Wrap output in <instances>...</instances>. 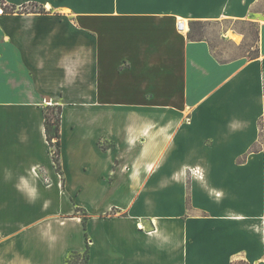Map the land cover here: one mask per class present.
Segmentation results:
<instances>
[{
    "label": "crops",
    "instance_id": "1",
    "mask_svg": "<svg viewBox=\"0 0 264 264\" xmlns=\"http://www.w3.org/2000/svg\"><path fill=\"white\" fill-rule=\"evenodd\" d=\"M86 235L88 264H264V0L1 1L0 264Z\"/></svg>",
    "mask_w": 264,
    "mask_h": 264
},
{
    "label": "trees",
    "instance_id": "2",
    "mask_svg": "<svg viewBox=\"0 0 264 264\" xmlns=\"http://www.w3.org/2000/svg\"><path fill=\"white\" fill-rule=\"evenodd\" d=\"M2 0H0L1 3ZM9 8L5 7V11ZM13 10V9H12ZM23 10H27L25 7ZM57 105V109L51 107L52 105H47L44 109L45 116V130L47 140L52 148L53 158L56 165V168L61 172V125H62V113H63V105L62 104H54ZM52 109V110H51ZM54 139H56L54 141ZM81 211V209H78ZM83 218H85V213ZM90 259V241L89 237L86 235V248L83 251L72 250L66 256V264H88Z\"/></svg>",
    "mask_w": 264,
    "mask_h": 264
},
{
    "label": "rangeland",
    "instance_id": "3",
    "mask_svg": "<svg viewBox=\"0 0 264 264\" xmlns=\"http://www.w3.org/2000/svg\"><path fill=\"white\" fill-rule=\"evenodd\" d=\"M226 27V26H225ZM222 28H223V26L222 25H220V24H214V25H210V26H207V25H200V33H202V35H203V33H210L211 34V37H213V39H215V42H218V40L216 39L217 38V35H218V31L220 30V31H223L222 30ZM229 34H231L230 32H228ZM232 35V34H231ZM253 36L254 35H251L250 37H252L253 38ZM231 38L232 39H235V40H237L238 39V36L237 35H232L231 36ZM219 53H222V52H219ZM222 54H224V53H222ZM48 105H51L50 103L48 104ZM47 106V105H46ZM45 106V107H46ZM45 107H44V109H45ZM51 107H53L54 109L53 110H56L57 109V105H52ZM52 110V109H51ZM263 123V122H262ZM56 139H54V141H55ZM51 147V146H50ZM255 149H257V148H255ZM51 150H52V148H51ZM52 155H53V153H52ZM53 160H54V158H53ZM55 163V162H54ZM58 170V169H57ZM59 171V170H58ZM78 209H81V208H78ZM78 209H77V212L82 216V218H83V216H84V210L83 209H81V211H78ZM84 219V218H83Z\"/></svg>",
    "mask_w": 264,
    "mask_h": 264
},
{
    "label": "built area",
    "instance_id": "4",
    "mask_svg": "<svg viewBox=\"0 0 264 264\" xmlns=\"http://www.w3.org/2000/svg\"><path fill=\"white\" fill-rule=\"evenodd\" d=\"M179 27H180V29H182L183 27H185V26H184V22H180V23H179Z\"/></svg>",
    "mask_w": 264,
    "mask_h": 264
}]
</instances>
